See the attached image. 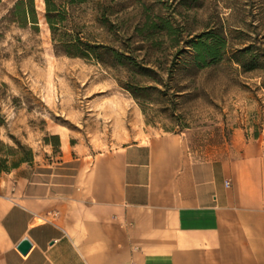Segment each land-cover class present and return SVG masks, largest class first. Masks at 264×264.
I'll list each match as a JSON object with an SVG mask.
<instances>
[{
  "label": "crops",
  "instance_id": "1",
  "mask_svg": "<svg viewBox=\"0 0 264 264\" xmlns=\"http://www.w3.org/2000/svg\"><path fill=\"white\" fill-rule=\"evenodd\" d=\"M64 161L0 175V264H264V130L220 155L168 132Z\"/></svg>",
  "mask_w": 264,
  "mask_h": 264
},
{
  "label": "rangeland",
  "instance_id": "2",
  "mask_svg": "<svg viewBox=\"0 0 264 264\" xmlns=\"http://www.w3.org/2000/svg\"><path fill=\"white\" fill-rule=\"evenodd\" d=\"M14 1L1 0L0 21ZM145 2L154 9L144 11ZM36 4L39 28L0 22V79L9 86L1 135L12 145L17 146L14 136L32 147L33 160L21 165L65 170L69 162L64 158L71 154L168 132L183 133L199 154L220 155L237 127L248 137L263 132L264 69L245 71L230 60L207 67L186 65L182 55L175 54L186 39L219 26L237 46L264 42V0H131V14L116 18V35H131V50L165 68L169 86L167 94L158 83V89L141 91L139 99L124 86L125 70L57 52L45 2ZM158 13L177 27V39L160 25H147L159 20ZM86 21L89 29L102 31L94 18ZM170 68L177 72L173 77ZM141 78L131 72V82ZM19 149L25 154V147Z\"/></svg>",
  "mask_w": 264,
  "mask_h": 264
},
{
  "label": "trees",
  "instance_id": "3",
  "mask_svg": "<svg viewBox=\"0 0 264 264\" xmlns=\"http://www.w3.org/2000/svg\"><path fill=\"white\" fill-rule=\"evenodd\" d=\"M41 1L45 2V19L49 24L53 46L57 52L96 60L107 67L125 70L128 78L124 86L138 99L142 95L141 91L158 89V83L164 84L166 93H169L165 68H157L147 56H140L135 49L131 50V35H116L118 31L116 18L131 14V0ZM145 3H143L144 11L154 9L153 4ZM88 17L94 18L96 24L102 28L101 32L89 29L86 21ZM158 17L159 20L152 21L151 24L147 21V25L152 28L160 25L162 30H166L169 35L177 39L178 29L171 20L164 18L161 13H158ZM4 21L16 23L23 28H39L36 0H15L0 22ZM185 42L175 56L182 55L186 65L207 67L223 60H230L240 64L245 71L264 69V42L252 40L237 46L231 42L224 26L204 30L186 39ZM1 56L0 49V58ZM168 71L171 77L177 73L171 68ZM131 72L135 77L139 75L145 78L131 82L133 81ZM8 87V83L0 79V173L17 168L25 161L33 160L32 147L23 144L14 136L17 146L12 145L1 135V127L6 124L7 119L3 100ZM21 147L26 148L25 154H21L19 149Z\"/></svg>",
  "mask_w": 264,
  "mask_h": 264
},
{
  "label": "water",
  "instance_id": "4",
  "mask_svg": "<svg viewBox=\"0 0 264 264\" xmlns=\"http://www.w3.org/2000/svg\"><path fill=\"white\" fill-rule=\"evenodd\" d=\"M31 245L32 242L26 237L19 243L18 247L22 252L26 253L30 249Z\"/></svg>",
  "mask_w": 264,
  "mask_h": 264
},
{
  "label": "built area",
  "instance_id": "5",
  "mask_svg": "<svg viewBox=\"0 0 264 264\" xmlns=\"http://www.w3.org/2000/svg\"><path fill=\"white\" fill-rule=\"evenodd\" d=\"M226 184H229V180L226 181Z\"/></svg>",
  "mask_w": 264,
  "mask_h": 264
}]
</instances>
